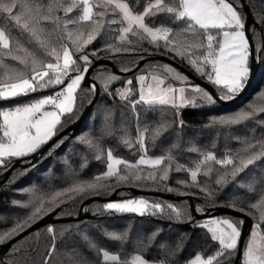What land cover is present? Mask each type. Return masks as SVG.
Instances as JSON below:
<instances>
[{
    "label": "snow or ice",
    "instance_id": "snow-or-ice-1",
    "mask_svg": "<svg viewBox=\"0 0 264 264\" xmlns=\"http://www.w3.org/2000/svg\"><path fill=\"white\" fill-rule=\"evenodd\" d=\"M264 9V0H259ZM245 5L240 0H0V174L21 160L35 167L30 159L42 154V150L56 137L65 123L83 108L78 104L79 91L89 69L101 53L112 56L149 53L171 55L189 66L196 76L212 85L217 92L213 96L207 88L178 71L170 64L153 65L148 74H139L126 80L125 86L110 90V85L120 77L109 75L102 81L103 91L126 102L135 120V135L121 123L118 140L133 155L132 162L114 155L112 147L105 148L102 141L115 135L111 125L112 112L104 114L100 134L90 131L76 137L74 143L93 153L102 161L106 170L92 178H79L72 170L67 155L64 163L69 166L70 182L62 188L31 193L28 203L12 201L14 205L30 208L28 214L15 219L9 228L0 229V246L19 235L44 216L52 214L68 201H75L87 194L108 191L120 184L138 186L141 182H167L173 172H185L188 179H178V185L198 188L209 203L215 204L217 189L201 183L199 176L212 180L221 189L253 166L248 182H238L237 187L246 190L244 196L233 195L229 207L245 212L254 224L247 239L243 237L245 220L210 216L197 221L192 211L206 212L202 206H180L171 202L149 201L145 198H128L103 204L96 213L100 215L131 214L151 216L170 221L190 223L205 230L208 240L218 245L205 256L196 252L184 261L179 254L185 247L187 233H182L174 244L157 242L164 229L155 227L147 235L137 233L132 237L134 222L122 229H112L94 224L82 228L79 223L62 229L49 225L45 235L49 237L42 246L37 233L27 248H17L0 260V264H264V90L246 107L223 115L208 118L204 129L214 132L210 145L200 146L195 136L185 139L187 122L182 118L186 108H200L231 101L247 88L254 64L264 61V30H253L249 36ZM264 24V13H257ZM100 47L91 48L97 41ZM253 40L256 41L253 44ZM149 47L155 51H149ZM140 60L145 57L139 55ZM122 71H131L122 68ZM53 90L50 94H33ZM98 91L95 84L88 92ZM32 96L31 99H22ZM16 101L10 106H4ZM87 102L92 103L91 95ZM172 118L168 119V113ZM151 114L155 119H149ZM254 124L244 134H234L233 128ZM227 130V131H225ZM175 136L162 154L149 155L166 133ZM224 139L221 154L216 149L220 138ZM67 137L60 139L58 148ZM229 140L238 147L228 146ZM186 145V147H185ZM71 152L72 149H69ZM195 153L190 164L181 163L177 153ZM49 151L48 155H51ZM80 170L87 167L88 158L80 152ZM146 166V167H145ZM25 169L24 171H29ZM115 179V184L104 183ZM13 181H9L11 183ZM166 191H178L165 187ZM87 211V209H85ZM64 213H61L63 215ZM70 215V213H69ZM0 215V221H6ZM95 228L98 234L117 244L115 251L102 246L88 231ZM75 235L85 248L66 241ZM131 244V249L126 245ZM209 247L211 245H208ZM155 250V255H149ZM88 252L93 255L88 256Z\"/></svg>",
    "mask_w": 264,
    "mask_h": 264
},
{
    "label": "trees",
    "instance_id": "trees-1",
    "mask_svg": "<svg viewBox=\"0 0 264 264\" xmlns=\"http://www.w3.org/2000/svg\"><path fill=\"white\" fill-rule=\"evenodd\" d=\"M240 3H244L247 5L249 12H250V21L248 25V31L250 36H253V30L255 29L257 32H261L264 30V24L260 23V16L257 13H264V9L260 7L259 0H240ZM244 12V10L242 9ZM245 14V13H244ZM102 41H97L93 45L89 46V50L91 48H98L100 47ZM256 41L253 40V44ZM150 53L155 51L149 47ZM139 55H143L145 58L140 60L138 57ZM102 57H108L103 59H96V60H103L105 63L97 65L93 70L90 72V78L93 79L99 86L98 96L88 111V113L83 118L82 122L78 125L76 130L68 131L67 133L63 134L59 138H57L46 150L42 155H38L35 158L33 156L27 158L30 159L32 164H35V167H31L29 164L23 163L21 160L18 161L19 165L13 168L10 174L2 181L0 184V215L6 217V221H0V229L9 228L13 225L16 218L24 216L28 214L30 208H23L19 205H14L12 201H20L21 204L28 203L31 193L23 191L24 189H35L37 193L41 192H49L53 191L62 187H65L69 182L68 172L69 166L66 165L64 161V157L67 155L69 164L71 165V169L79 172V178L82 179H89L92 178L95 174H99L105 171V164L102 161H98L94 159L93 153L88 151L84 148V146L75 144L74 141L76 137L82 135L85 132L91 130L93 134L99 135L100 128L103 123L104 114L107 110H111L112 112V120L111 125L117 129L115 135L107 136L102 141L103 146L105 148L112 147L114 149V155L118 157H122L129 161L134 162L140 153H136L133 155L134 150H129L123 144H121L118 140L120 135L119 128L121 123H125L135 135V120L133 119L130 110L126 107V102H122L119 97L109 96L103 91L102 80H99L95 77L98 71L105 72L107 76L115 75L120 77V80L114 81L110 85V90L114 91L115 88H121L124 82L128 79H133L137 73H144L148 74V72L153 70V65H163V64H170L172 67L176 68L181 73L187 75L185 72L182 71V68L185 69L187 72L191 73L193 76L201 79L200 77L196 76L192 69L187 66L185 63H182L179 58L173 60L171 55H161L158 52L156 54H149V53H131V54H122V55H115L112 56L108 53H101ZM159 56H164L168 58L171 62H165L162 60L157 59ZM95 60V61H96ZM142 61L140 66L133 72L129 71H122V68H130L131 70L137 66V64ZM110 62L113 64L115 69L118 73L114 72L111 67L107 64ZM204 81V80H203ZM206 82V81H205ZM207 83V82H206ZM210 85V84H209ZM91 85H86L82 83V90L79 91V99L78 104L83 102L84 106L80 109L79 113L74 116L72 119L68 120L65 123V128L68 124L73 122L81 111L85 108L88 104L87 100L91 95L88 92V89ZM214 91L211 93L213 96L217 95L216 89L210 85ZM264 90V61L257 60V70L255 76L247 88V90L238 98L233 99L231 101L225 102L221 101L217 98V103L215 105H205L200 108L192 109L186 108L183 110L182 118L187 122L188 127L185 129V139L187 140L190 137L195 136L196 142L200 146L210 145V142L214 136V132L209 129H204L203 125L207 123L208 118L214 115H223V114H230L233 113L240 108L246 107L250 102L255 100L258 94ZM53 90H46L44 92L33 94V96H42L50 94ZM32 96L22 99H31ZM16 101H10L4 106H10L12 103ZM168 119L172 118V113L169 112ZM264 118V117H262ZM149 119H155L151 114H149ZM255 127L254 124L244 125L240 127L233 128L231 130L234 134H244L247 132L248 128ZM227 131V130H225ZM264 131V129L257 128V132ZM67 137L64 140V143L56 148L54 147L55 144L62 138ZM175 136L173 133L169 132L166 133L165 136L157 142V146L152 148L149 152V155H160L162 154V148L167 147L172 141H174ZM228 146L235 148L239 145L237 142L229 140ZM186 147V145H185ZM224 148V139L223 137L220 138L217 144L216 149H211L217 154H221ZM69 149H72L70 152ZM49 151H51V155H48ZM80 152H83L84 155L88 158L87 167L84 168L82 171L80 170V162L81 156ZM178 158L181 163L190 164L192 159L197 158L195 153H188L186 151H180L177 153ZM15 161V162H16ZM14 162V163H15ZM13 163V164H14ZM259 167H264V162H258ZM146 167V166H145ZM25 169H30L29 171H24ZM5 172V171H4ZM3 172V174H4ZM256 173L257 175L258 170H255L253 166H250L249 169L245 170V172L239 174L234 181L223 187L222 189L213 183L215 179V174H213L212 180H208V178L204 176H199L198 179L201 183L207 181L208 185L212 188L217 189V196L215 204L209 203L211 198H206L205 194L200 192L198 188H189L185 187L184 185H178L176 181L178 179H188V175L185 172L176 173L173 172L169 181L167 182H160V183H153V182H141L138 186H134L133 184H120L115 186L114 188L108 191H101L99 193L94 194H87L83 196V198L77 197L75 201H68L67 203L63 204L61 208L56 209L54 218L59 217H74L77 215L78 208L80 204L87 198L92 196L97 197H107L109 196L114 190L117 189L115 193L114 199H122V198H134L142 196L149 201H158V202H171L176 205L180 206H189L190 210V203L188 199L184 196H190L193 198V205L194 206H202L206 208V212L216 210L219 207H229V200L230 197L233 195H241L244 196L246 190L240 189L237 187L238 182H248L252 178V174ZM0 174V178L3 176ZM9 181H13L9 183ZM104 183H111L115 184V179L113 178L111 181H105ZM170 187L173 189H178V191H166L165 187ZM133 190H142V191H157L160 193L168 194L171 196H178V199H165L161 196H153L150 194H137ZM105 202L98 201V200H90L86 202L82 207V212L87 213V216L82 217L79 220H72V221H63L53 223L51 225L55 226L58 230L64 228L65 226L72 224L75 225L77 223L80 224L82 228L86 226H91L94 224L103 225L104 227L108 228L109 230L112 229H122L128 221L134 222V228L132 231V237L135 239L137 233H143L147 235L151 230L155 227H161L164 229L163 233L158 239L159 242H166L168 244H174L176 239L182 234L187 233L188 237L185 238V247L183 251L179 254V260L184 261L186 258L193 256L196 252L200 251L203 252L205 256L213 253L218 245L212 243L207 238V234L205 230H202L198 227H194L190 223L179 222V221H170L167 219H160L158 217H139L131 214H116L112 215H100L94 214L96 213L97 209H101ZM232 208V207H230ZM87 209V211H85ZM234 209V208H232ZM236 210V209H235ZM252 209L245 208V212H251ZM241 212V211H240ZM61 213H64L61 215ZM70 213V215H69ZM201 214V213H199ZM246 215V214H245ZM221 216H226L234 219H241L239 217L231 216L223 214ZM249 217V216H248ZM252 222L254 220L252 217H249ZM197 221H201V219H196ZM49 225H44L37 230L30 232L29 234L19 238L15 243H12L8 248L3 249L1 251L0 260H5L6 257L10 256L13 250L17 248H27L29 243L33 242V238L36 236L37 233L40 234L39 240L41 246L49 240V237L45 235V229ZM88 231L90 234L102 245L108 247L110 250L115 251L117 249V244L111 243L102 236L98 234L97 229L88 227ZM247 235V234H246ZM246 238V237H245ZM66 241L74 242L80 245L81 248H85V245L81 243V241L75 236H66ZM208 245H211L210 247ZM126 249H131V244L125 246ZM88 256H92L91 252L87 253ZM152 255H155V250H153L152 254L149 255V259L152 258ZM55 264H60V260L57 259ZM239 264V261H237Z\"/></svg>",
    "mask_w": 264,
    "mask_h": 264
},
{
    "label": "water",
    "instance_id": "water-1",
    "mask_svg": "<svg viewBox=\"0 0 264 264\" xmlns=\"http://www.w3.org/2000/svg\"><path fill=\"white\" fill-rule=\"evenodd\" d=\"M244 4V3H242ZM245 5V4H244ZM244 10V13H245V19H246V26H247V29H248V25H249V21H250V12H249V9L247 7V5H245L243 8ZM249 36V31L247 33ZM157 59L159 60H162V61H165V62H171L168 58L164 57V56H159ZM105 63V61L103 60H96L94 61L92 67L89 69V72L88 74L86 75V78L85 80L82 82L83 84H86V85H93L95 84L97 89L99 90V86L98 84L90 78V72L93 70V68H95L97 65L99 64H103ZM142 63V61H140L137 66L135 68H133L131 71H129L130 73L135 71L139 66L140 64ZM107 64L111 67V69L118 73V71L115 69V67L113 66L112 63L110 62H107ZM254 71L252 72L251 74V77H250V82L247 86V88L249 87V85L251 84L254 76H255V73H256V70H257V62L254 64ZM182 71L185 72L190 78H192L194 80V82L196 83H199L201 84L202 86H204L205 88H207V90L211 93H214L212 87L206 83L205 81L203 80H200L199 78L193 76L191 73L187 72L185 69L182 68ZM247 88L243 91V93L247 90ZM242 93V94H243ZM241 94V95H242ZM239 95V96H241ZM98 96V91L96 94L93 95V98H92V103L91 104H87L85 106V108L81 111V113L78 115V117L73 121L71 122L70 124H68L65 128H63L60 133L53 138V140L49 143L48 146H46L43 150H42V154L45 152V150L57 139L59 138L60 136H62L63 134L67 133L68 131H74L76 130V128L78 127V125L82 122L83 118L85 117V115L88 113V111L91 109V107L93 106L96 98ZM217 96V95H216ZM238 96V97H239ZM236 97V98H238ZM218 98V97H217ZM235 98V99H236ZM219 99V98H218ZM42 154H39V155H42ZM36 156L38 155H34L33 158H35ZM19 165L18 161H16L13 166L11 168H9L7 171L4 172L3 176L0 178V184L2 183V181L10 174L11 170L15 167H17ZM131 191H134L135 193L137 194H150V195H153V196H161L162 198H165V199H178L179 197L178 196H171V195H168V194H164V193H160V192H157V191H150V192H147V191H142V190H133V189H130ZM117 192V189L114 190V192H112L109 196L107 197H97V196H92V197H89L87 199H85L79 206L78 208V212H77V215L74 216V217H59V218H54V213L52 214H49L47 216H44L42 219L38 220L36 223L32 224L31 227L25 229L23 232H21L19 235L15 236L13 239L9 240L7 243H5L4 245L0 246V256H1V251L3 249H6L8 248L12 243H15L19 238L29 234L30 232L34 231V230H37L38 228L44 226V225H51L53 223H57V222H63V221H72V220H79L81 219L82 217L84 216H87V213H83L82 212V207L83 205L90 201V200H98V201H102V202H106V201H109V200H113L114 199V196H115V193ZM186 199H188L189 203H190V210L192 211V207H194L193 205V198L190 197V196H184ZM223 214H226V215H231V216H235V217H239L241 218V220H245L246 223L243 225V237L245 239L246 237V234H247V230L248 228L251 226L252 224V221L251 219L246 216L244 213L238 211V210H235V209H232L230 207H219L217 208L216 210H211V211H208V212H205L203 215L202 214H199L195 211H192V215L196 217V219H204L206 217H209V216H212V215H223Z\"/></svg>",
    "mask_w": 264,
    "mask_h": 264
},
{
    "label": "rangeland",
    "instance_id": "rangeland-1",
    "mask_svg": "<svg viewBox=\"0 0 264 264\" xmlns=\"http://www.w3.org/2000/svg\"><path fill=\"white\" fill-rule=\"evenodd\" d=\"M139 74H144V73H137V74L135 75V77H136L137 75H139ZM95 77L98 78L99 80H102V81H103V80L106 79L108 76L106 75L105 72L98 71V72L96 73ZM135 77H134V85L138 86L137 82L135 81ZM124 86H125V83L123 84L122 87H124ZM105 170H106V168H105ZM130 198H131V197H130ZM134 198H143V197H142V196H139V197H134ZM123 199H128V198L113 199V200L106 201L105 203L110 202V201H121V200H123ZM212 216H216V217H226V216H221V215H212ZM209 217H210V216H209ZM206 218H208V217H206ZM206 218H204V219H206ZM202 220H203V219H201V221H202ZM253 224H254V222H252L251 226L248 228V230H247V235H246V238H245V239L248 238V236H249V232H250L251 227H252Z\"/></svg>",
    "mask_w": 264,
    "mask_h": 264
}]
</instances>
